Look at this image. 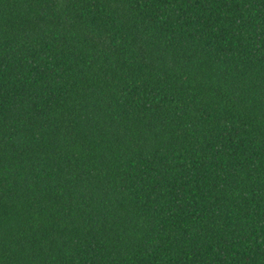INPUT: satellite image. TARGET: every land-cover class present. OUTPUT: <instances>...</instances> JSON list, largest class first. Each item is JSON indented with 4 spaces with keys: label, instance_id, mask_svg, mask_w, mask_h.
<instances>
[{
    "label": "trees",
    "instance_id": "trees-1",
    "mask_svg": "<svg viewBox=\"0 0 264 264\" xmlns=\"http://www.w3.org/2000/svg\"><path fill=\"white\" fill-rule=\"evenodd\" d=\"M0 264H264V0H0Z\"/></svg>",
    "mask_w": 264,
    "mask_h": 264
}]
</instances>
